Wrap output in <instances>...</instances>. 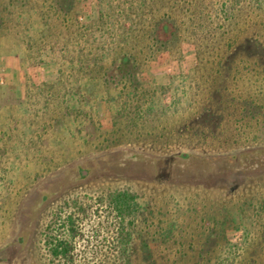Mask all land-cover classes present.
Returning a JSON list of instances; mask_svg holds the SVG:
<instances>
[{"label":"rangeland","instance_id":"374dc122","mask_svg":"<svg viewBox=\"0 0 264 264\" xmlns=\"http://www.w3.org/2000/svg\"><path fill=\"white\" fill-rule=\"evenodd\" d=\"M234 1L0 0V79L4 80L0 84V264H59L51 259L46 246V227L58 203L74 194L91 206L85 239L77 244L79 264H107L116 253L109 250L112 234L105 227L109 223L97 196L123 189L137 193L142 204L152 210L142 237L148 250L142 251L138 238L131 253L133 264H264V254L254 242L261 226L254 225V201L264 198V172L240 169L220 175L194 165L187 176L176 174L178 168L175 170L170 164L173 156L183 153L223 156L264 146V108L254 106V120L240 124L247 135L238 144L224 142L223 138L200 139V132L207 127L215 133L214 130L225 132L223 137L236 127L201 123L197 117L200 108L194 103L185 110V116H191L182 124L189 130L179 139L116 143L110 139L106 145L102 138L106 130L113 129L114 108L109 100L103 97L96 102L94 118L103 129H91L93 124L85 118L84 126L77 121H63L58 127H51L48 118L57 108L47 110L44 99L35 91L54 80L60 71L58 58L51 54L49 46L54 30L67 36L70 28L96 23L104 11L129 25L114 31L109 27L108 37L99 43L106 47L104 62L116 56L117 41L110 39L111 32L122 35L127 31L129 36L133 34L132 41L136 38L139 42L138 49H145L148 41L142 36L140 22L145 21V26L150 27L154 21L171 20L179 39L169 44L166 53L156 51L146 58L137 51L139 60L149 61L141 79L157 86H166L175 79L182 92L185 85L179 77H192L200 70L198 50L203 49L204 60L221 61L217 64L219 69L215 64L211 68L210 63L201 70L221 72L205 93L220 98L227 86L228 92L235 91L242 100H258L259 94L264 95V81L259 84L257 79H264V70L261 75L255 73L254 61L264 62V18L254 9V0H236L238 5ZM198 5L212 19V30L219 18L225 22L216 36L200 39L201 45L194 37L199 31L189 22L197 16ZM64 69L67 73L70 70L67 65ZM79 77L85 94H105L101 86L87 84V74ZM259 85L263 86L261 93ZM260 98L264 103V96ZM34 104L37 112L33 111ZM219 109L211 106L214 113L223 111L224 115L237 113L241 106L235 103ZM123 150L165 160L154 165L143 159L121 166ZM75 165L89 173L78 179L64 173V168ZM60 228L59 224L51 227V233L60 234Z\"/></svg>","mask_w":264,"mask_h":264},{"label":"trees","instance_id":"16d2710c","mask_svg":"<svg viewBox=\"0 0 264 264\" xmlns=\"http://www.w3.org/2000/svg\"><path fill=\"white\" fill-rule=\"evenodd\" d=\"M234 3L238 5V1L235 0ZM202 8L203 6L198 5L195 10L197 16L191 21L189 20V22H192V28L199 31L197 35L193 36L200 45V39L204 40L216 36L217 31L225 26V22L219 18L216 26H214L215 30H212V19L204 15ZM254 9H257L256 11L264 18V0H254ZM62 12L64 13V9H62ZM140 23H143L140 29L143 33L142 36L147 38L148 46H145V49L142 47L138 49L139 42L136 41V38L132 41L133 34L129 36L127 31L123 32L122 35L111 32V38H109L114 42L117 41V43L115 42L117 50L114 51L116 56L110 62H104L106 47L103 43H101L102 45L99 43L108 37L106 34L109 27H112V31H114V28L122 30L129 26L123 24L119 18H114L111 14L102 11L99 20L94 24L81 29H78L77 26L74 28L69 26L70 30H68L67 36H64L61 32L56 33L57 28L54 30L49 46L51 54L56 55L58 58L60 71L54 80L45 82L41 88L35 89L37 95L44 99L47 110H51L53 106L57 108V111H53L48 118L49 125L58 127L65 121L67 123L77 121L76 123L84 126L85 122L82 119L85 118L93 124L91 129L94 127L97 131L103 129L100 127L99 122L95 120L94 115L96 113V102L104 97L112 103L114 111L113 129L106 130L105 133L110 134L111 137L109 138L104 134L102 141L107 143L112 139L113 143H116L118 140L128 141L133 139L165 142V139L168 138L179 139L182 133L189 130L188 126L182 125L191 116H185V110L195 103L200 108L197 117L201 123L208 124V126H222V124H225L232 126V128L235 126L238 129L232 130L226 137H223L222 134L225 132L214 130L215 133L207 127L205 131L200 132V139L202 137L204 140L207 138L211 140L223 138L224 142L238 144L245 134L240 124L254 120L256 114L251 110L254 109V106L258 109L264 108V103L260 102V95H264L257 94L258 100H252L251 98L242 100L235 91L228 92L227 86L223 87L221 95L224 96L220 95V98L205 93L208 89L211 90V86L217 82L221 72L216 70L214 73L213 71L205 73L201 70L206 66H210V63L212 64L211 68H215L213 66L215 64L219 69L221 61L210 62L204 60L205 52L203 49L198 50V68L200 70L198 69L197 72L192 73V77L190 75L179 77L181 83L185 85L182 92L175 84V79L166 86H157L152 82L141 79V75L149 61L148 59L139 60L136 57L137 51L146 55V58L153 56L156 51L166 53L169 44L177 41L179 36L176 26L171 20H168V22L157 20L152 22L150 27L149 24L145 26V21ZM135 27L138 28V26ZM66 65L70 69L68 73L64 69ZM259 66H262V68L259 69ZM255 68H257L255 73L261 75V71L264 70V62L254 61ZM80 74H87L85 80L87 84L89 86H101L105 90V94L92 92L91 95H87L82 92L84 84L79 77ZM257 81L261 84L264 79L258 77ZM259 86L261 88L258 87V89L261 93L263 86ZM31 88L34 89V87ZM194 92H197L196 95ZM30 97L31 94L28 92V98ZM72 100L76 102L74 101L71 104L70 101ZM235 103H239V106H241V110H238L237 113L224 115L223 111L214 113L211 110V106L223 110L229 106H234ZM35 106L34 104L33 111L37 112L38 108ZM248 108L249 111L246 110ZM181 112H183V116H180L182 115ZM257 123L259 122L256 121ZM44 125L46 126V124ZM259 125L257 124V126ZM78 131L80 135L83 132L81 128ZM217 133H220L221 137L216 138ZM36 135L41 136V134ZM257 137V135L253 136L254 139H257ZM247 140L250 142V139L247 138ZM121 154V160L119 161L121 166H125L126 162L141 161L143 159L154 165L165 160V158H157L147 154H137L131 150H123ZM106 157H109V155L107 154ZM170 164L175 170L178 168L176 174L187 176L190 175L191 167L194 165H201L207 170V173L212 169L220 175L230 174L234 170L240 169L264 172V146L245 148L237 153L223 156L199 157L183 153L173 156ZM63 171L65 174L68 173L69 176L77 179L79 177L83 178L89 173L87 170H80L78 165L68 166ZM97 201L101 205L100 208H103L106 212L105 217L109 226L105 227L112 234L109 250L116 253V257L110 261L108 260L107 264H133L131 253L135 251V243L138 238H141L142 251L146 252L148 250L149 245L145 239L142 240V237L145 233L144 225H148L152 216L150 206H144L139 195L128 189L98 195ZM98 211L96 209L95 212L98 213ZM90 215L91 206L75 194L65 196L53 209L50 223L46 227L48 234L45 235L47 237L45 239L46 246L53 261L57 260L59 264H79L77 244L80 239H85L86 225L90 221ZM263 218L264 198L254 201V225H261L259 233L254 236V242L258 246V251L264 254ZM58 224L62 230L60 234L51 233V227ZM92 264H95V262Z\"/></svg>","mask_w":264,"mask_h":264},{"label":"built area","instance_id":"2783aa9c","mask_svg":"<svg viewBox=\"0 0 264 264\" xmlns=\"http://www.w3.org/2000/svg\"><path fill=\"white\" fill-rule=\"evenodd\" d=\"M0 84H4L3 78L0 79Z\"/></svg>","mask_w":264,"mask_h":264}]
</instances>
